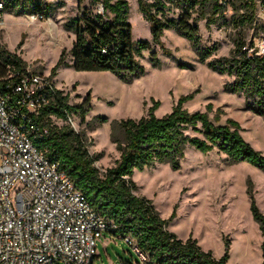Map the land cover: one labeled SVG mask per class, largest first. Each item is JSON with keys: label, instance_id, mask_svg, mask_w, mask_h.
Listing matches in <instances>:
<instances>
[{"label": "rangeland", "instance_id": "obj_1", "mask_svg": "<svg viewBox=\"0 0 264 264\" xmlns=\"http://www.w3.org/2000/svg\"><path fill=\"white\" fill-rule=\"evenodd\" d=\"M40 1L49 6L50 17L41 15L33 20L32 16L40 14L4 11L0 46L18 55L29 72L48 77L55 89L68 97L70 105L82 103L89 95L87 114L71 118L76 131L85 135L89 153L101 154L95 163L101 172L119 158L109 140L112 121L146 116L152 101L159 102L155 115L161 117L172 110L181 96L190 94L193 97L184 103L185 109L203 112L207 104H212L213 112L222 111L219 124H224L228 118L238 122L243 139L264 156V116L251 109L253 102L245 96L225 91L224 85L232 83L234 76L219 74L200 63L188 40L174 30H165L161 39L171 50L172 57L163 56L153 47L161 62L159 67H154L149 62V52H143L140 59L143 73L125 83L109 72L76 71L72 67L70 49L75 34L65 24L79 17L85 9L99 13V4L91 0ZM127 2L133 40H150L149 25L137 10V0ZM219 4L226 10L216 24L209 27L204 20H199V10L190 11V22L198 26L202 46L213 50L207 61L229 57L235 39L242 37L246 44L264 41V22L256 13L253 25L238 27L234 21L242 14V10L235 9L239 2L220 0ZM180 15L181 11L175 6L166 12L167 18L178 19ZM62 52L65 64L51 77V70ZM97 117H105L106 121L94 129L89 128L88 123H93ZM132 179L137 185L135 194L150 199L162 219L169 218L175 211L167 229L179 239H196L202 250L210 251L217 259L224 255L227 243V264L262 263L263 238L250 211V197L264 214V170L247 162H230L225 153L215 148L203 153L187 147L178 169L173 170L166 163L156 164L151 169L135 172ZM104 237L111 242L104 245ZM104 237L97 244L93 264H143L122 238L108 232Z\"/></svg>", "mask_w": 264, "mask_h": 264}, {"label": "trees", "instance_id": "obj_2", "mask_svg": "<svg viewBox=\"0 0 264 264\" xmlns=\"http://www.w3.org/2000/svg\"><path fill=\"white\" fill-rule=\"evenodd\" d=\"M236 1L239 5L235 9L242 10V14L235 18L236 26L253 25L258 0ZM91 2L99 4L102 12L85 9L79 17L65 24L75 34L70 49L74 70L109 72L129 83L144 71L140 62L143 52H149V62L154 67H159L161 62L153 47L158 48L163 56L172 57L171 50L161 40L164 31L172 29L188 40L200 63L219 74L234 76L232 83L224 85L225 91L245 96L246 100L253 102L251 109L264 116V57H248L242 50L246 43L241 37L233 41L229 57L207 61L213 50L202 46L198 26L190 22L192 10L197 9L199 20H204L207 27L216 24L226 10L219 4L220 0H137V10L149 25L150 40H133L127 0ZM171 6L181 11L180 18L166 17ZM6 9L18 14L51 15L49 6L40 0H12ZM63 56L64 52L52 68L51 77L65 64ZM25 67L18 55L0 46V79L24 72ZM192 97V94L181 96L172 110L161 117L155 115L159 102L152 101L146 116L112 121L109 140L118 151L119 158L104 172L95 165L101 154H90L85 135L74 132L68 124H53L47 136L33 141L50 162L56 163L68 175L91 207L104 218L108 233L113 237L132 239L147 254V264H227L228 244H225L224 255L217 259L210 251L202 250L196 239H179L167 229L175 211L169 218L162 219L150 199L135 194L137 185L132 179L135 172L161 163L176 170L187 147L203 153L215 148L225 153L230 162H247L264 170V156L243 139L239 123L228 118L224 124H219L222 111L217 109L213 112L210 103L203 112H189L183 106ZM89 101L87 95L82 103L70 105L68 97L56 90L42 116L49 123V115L64 121L65 112L82 118L89 111ZM105 121V117H97L88 126L94 129ZM250 199V211L263 238L261 264H264V214L252 196Z\"/></svg>", "mask_w": 264, "mask_h": 264}, {"label": "built area", "instance_id": "obj_3", "mask_svg": "<svg viewBox=\"0 0 264 264\" xmlns=\"http://www.w3.org/2000/svg\"><path fill=\"white\" fill-rule=\"evenodd\" d=\"M11 1L0 0V29ZM257 18L264 22V0H258ZM242 50L264 57V41ZM55 91L48 77L28 70L0 79V264H93L109 230L68 175L33 143L63 121L42 116ZM71 116L65 112L64 121L77 132ZM123 240L148 263L132 239Z\"/></svg>", "mask_w": 264, "mask_h": 264}, {"label": "crops", "instance_id": "obj_4", "mask_svg": "<svg viewBox=\"0 0 264 264\" xmlns=\"http://www.w3.org/2000/svg\"><path fill=\"white\" fill-rule=\"evenodd\" d=\"M103 244L105 245V243L107 244L108 242H111V239H106L105 237H104V239H103ZM123 263V262H122Z\"/></svg>", "mask_w": 264, "mask_h": 264}]
</instances>
